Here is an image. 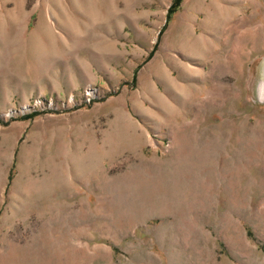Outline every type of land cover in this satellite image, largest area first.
<instances>
[{
  "label": "rangeland",
  "instance_id": "374dc122",
  "mask_svg": "<svg viewBox=\"0 0 264 264\" xmlns=\"http://www.w3.org/2000/svg\"><path fill=\"white\" fill-rule=\"evenodd\" d=\"M173 4L0 0V264H264V0Z\"/></svg>",
  "mask_w": 264,
  "mask_h": 264
},
{
  "label": "trees",
  "instance_id": "16d2710c",
  "mask_svg": "<svg viewBox=\"0 0 264 264\" xmlns=\"http://www.w3.org/2000/svg\"><path fill=\"white\" fill-rule=\"evenodd\" d=\"M182 2V0H174V4H173V6L174 7H178L179 5H180V3ZM175 10H173V9H171L170 10V17H171V15L173 14V12H174Z\"/></svg>",
  "mask_w": 264,
  "mask_h": 264
}]
</instances>
